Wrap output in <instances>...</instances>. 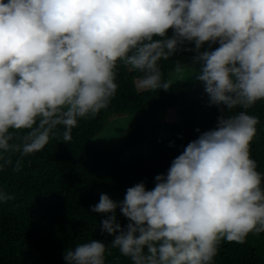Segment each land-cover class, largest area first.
Returning a JSON list of instances; mask_svg holds the SVG:
<instances>
[{
	"label": "clouds",
	"instance_id": "clouds-1",
	"mask_svg": "<svg viewBox=\"0 0 264 264\" xmlns=\"http://www.w3.org/2000/svg\"><path fill=\"white\" fill-rule=\"evenodd\" d=\"M179 52L194 54L209 106H223L216 127L152 190L137 183L123 201L101 194L91 211L106 216L101 232L113 239L68 248L66 264H106L109 249L131 264H214L221 241L264 233V174L251 156L260 121L248 111L264 102V0H0V171L16 153L20 171L58 134L70 143L78 121L116 95L118 64L141 74L142 92L170 90L161 62ZM12 199L0 192V202Z\"/></svg>",
	"mask_w": 264,
	"mask_h": 264
},
{
	"label": "trees",
	"instance_id": "trees-1",
	"mask_svg": "<svg viewBox=\"0 0 264 264\" xmlns=\"http://www.w3.org/2000/svg\"><path fill=\"white\" fill-rule=\"evenodd\" d=\"M218 47L217 42L211 50ZM193 55L179 52L162 61L163 79L168 81L177 71L176 61L195 70L191 67ZM116 71L118 89L108 108L94 118L80 119L70 143L62 142L58 134L43 150L24 157L20 171H13L19 153L12 154V164L0 171V192L14 197L0 202V264H66L64 253L76 244L95 239L107 245L113 237L101 232L106 216L91 211L101 194L123 201L126 190L137 183L152 190L155 177L167 174L173 159L189 142L216 127L223 106H209L202 82H177L170 84L168 91L142 92L135 83L140 73L120 64ZM175 107L180 110L181 126L155 119ZM248 111L260 121L251 156L257 170L264 174V102ZM126 113L134 115L136 123L122 144L106 152L91 145L109 116ZM24 134L21 131L17 135ZM144 144L149 146L147 155L134 151ZM116 216L117 222L126 227L129 221L119 209ZM109 251L106 264H131L118 249ZM214 264H264V233L249 234L242 244L221 241Z\"/></svg>",
	"mask_w": 264,
	"mask_h": 264
},
{
	"label": "rangeland",
	"instance_id": "rangeland-1",
	"mask_svg": "<svg viewBox=\"0 0 264 264\" xmlns=\"http://www.w3.org/2000/svg\"><path fill=\"white\" fill-rule=\"evenodd\" d=\"M195 70L184 68L182 71H175L168 77L170 84L177 82H193L195 80ZM136 86L138 79L135 80ZM137 89L141 91L138 86ZM156 120L160 119L166 123H173L181 126V116L179 107L168 109L155 117ZM136 123L134 115L126 113L121 115H111L108 118L104 130L92 139L91 145L99 148L101 151L106 152L114 149L122 144L132 126ZM134 151L136 153L147 155L149 153V146L147 144L137 146ZM128 158V155L124 156Z\"/></svg>",
	"mask_w": 264,
	"mask_h": 264
}]
</instances>
